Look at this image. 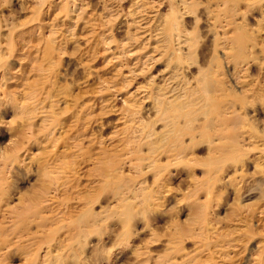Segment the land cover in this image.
Here are the masks:
<instances>
[{
	"label": "rangeland",
	"instance_id": "rangeland-1",
	"mask_svg": "<svg viewBox=\"0 0 264 264\" xmlns=\"http://www.w3.org/2000/svg\"><path fill=\"white\" fill-rule=\"evenodd\" d=\"M57 1L60 0H0V264H264V0H232L227 10L216 6L218 0H192L195 6L185 9L186 13L182 10L183 14H175L177 28L172 31L190 39L192 55L188 56L166 49L162 38L164 16L174 7L171 0H69L83 9L73 42L69 40V32L74 28L72 12L58 3L53 6ZM131 9L134 12L138 9L135 16L142 20L136 27L141 30L139 36L148 40L140 43L131 38L126 49L134 47V56H139L155 46L153 38L157 35L160 42L153 53L160 54V59L149 65L152 74L161 72L165 66L173 67L179 54L176 77L166 80L163 86H174L177 89L173 88V92L184 93L187 102L193 100L188 86H193L198 68L213 75L215 62L211 57L219 56L223 33L231 37L228 31L234 25L241 27L237 34L245 39L244 48L236 60L244 77L240 81L246 85L247 96L252 101L246 100L244 105L242 96L228 97L233 107L227 116L233 119V131L239 136L235 151L228 154L233 160L228 159L222 169L204 168L207 158L213 156L207 142L198 137L188 142L193 133L190 127L202 123L192 105L183 107L175 120L183 142L179 150L184 160L167 166L165 158H159L158 165L162 167L158 169L162 170L159 175L143 174L144 162L137 159L150 114L141 102L133 106L124 104L122 97L128 89L125 84L120 90L109 92L114 99L110 103L111 112L100 116L104 124L108 122L102 131L93 128V124H85L86 118L78 115L75 107H63L81 93L84 61L91 60L85 64L90 76L87 84L102 81L100 84L107 88L103 79L108 74L98 80L102 61L99 51L105 55L116 52L120 70L130 74L131 59L115 48L117 41L131 31ZM117 13L119 18L115 20ZM48 25L58 35L56 42L60 50L53 55L51 63L47 59L32 60L39 28L43 39H48ZM9 29L17 30L21 36L8 41ZM91 35L101 41L98 40V53L91 43L84 46L82 41ZM109 36L114 37L115 43L105 40ZM214 38L219 43L215 50ZM21 54L27 55L23 61ZM223 71L225 79L232 77L228 68ZM11 75L12 83L6 81ZM130 77L132 82L140 83V94L145 96L150 87L144 76ZM186 79L189 85L185 84ZM22 90L30 100H21ZM47 90L52 97L47 96L41 109L38 104ZM62 92L71 96L56 106ZM88 93L84 97L93 96ZM20 102L27 105L18 109ZM118 115L125 117L129 126L117 148L123 152H110L102 166L108 169V163L118 164L123 158L119 155H129L119 165L121 195L134 198L127 207L111 202L105 193L91 194L88 185L96 179L98 171L84 173L75 165L95 157L93 148L99 135L103 140L111 136L117 140L120 134L112 133V127ZM62 130L55 147L46 150L50 146V134L57 136ZM203 131L213 138V130ZM85 138H92L93 146L72 152L71 144ZM170 141L169 145L175 144ZM62 148H66L65 155L58 156ZM52 168L54 171L58 168V180L51 174ZM144 193H149L147 198ZM49 195L53 197L50 205L36 203ZM28 204L30 209L23 210ZM198 211L203 213L204 220L197 217ZM41 215L46 219H40ZM258 218L260 224L256 226ZM173 246L176 251L170 249ZM193 256L196 258L189 263Z\"/></svg>",
	"mask_w": 264,
	"mask_h": 264
},
{
	"label": "bare ground",
	"instance_id": "bare-ground-1",
	"mask_svg": "<svg viewBox=\"0 0 264 264\" xmlns=\"http://www.w3.org/2000/svg\"><path fill=\"white\" fill-rule=\"evenodd\" d=\"M171 1L174 3L173 4L174 7H172L170 9L169 15L164 16V17H166V19H164V21H165V30L163 32L164 37H162V35H160V36L166 42V49L175 50V52H176V50H178L179 52H181L184 55L187 54V56L192 55L191 50H190V45L188 43V41L190 39L189 38L187 39L186 36L180 35L179 32L173 34L172 31L177 28V21L175 19V14L176 13L183 14V12H181L182 10L184 11L188 7L195 6L196 2L192 1V0H190L191 2L190 1L187 2L185 0H171ZM229 1H232V0H218V4H216V6L222 7L224 10H227L230 7ZM57 3L62 5L66 9L68 8L70 13L72 12L71 16H73V17H71V18L73 19L72 24H73L74 28L72 29V31L69 32V40L73 42V40L77 37L75 27L77 28V24L81 19L83 9L78 8L72 1H69V0H60V1L54 2V4H53V2H51V4H53V6L56 5ZM84 4L85 3H83L82 6H84ZM145 7H147V6H143V8H145ZM137 10H136V12H134V9L130 10V16H132L131 22H132L133 26L131 27L130 32L125 33L121 39L118 38L119 39L117 41L118 45L115 48V49L119 48L123 52V55L125 54L127 56V58L131 59V61H130L131 63L129 64L130 65V72H129L130 74L125 75L126 73L124 74V73H122V70H120L119 58H118V55L116 54V52L111 51L108 55H105L104 51H99L102 61L100 60L101 63L99 66H101V67H99L100 68L99 69L100 75L98 76V80H101L99 78H101L102 75L108 74L109 77H105L107 79H105V78L103 79V82H105V84H108V85H106L107 88H103V86H102L103 84H100V82H102V81H100V82L97 81L96 83L92 82L93 84H87V81L89 80L90 76H89V73L87 72L88 70H87V66L85 64L90 62L91 60H88V62L84 61L81 65L82 66V74H83V77L81 78V81H82L81 82V85H82L81 93L75 94L74 99L72 101L69 100L68 104L65 103V106H63V107L64 108L67 106L75 107L77 112H78V115L82 116L83 118H86L87 121L85 124L88 123V125H90V126L93 124L92 125L93 128L98 127L100 129L99 131H102L104 129V126L107 125L108 122L104 124V122H102V118L100 116H104V115L108 114L109 112H111L112 106L110 105V103L113 102V99H114L111 95H109L110 94L109 92H115V91H117V88L121 89L123 84H125L126 87H128V89H126V91H124V94L122 97L124 104H128V106H133L134 104L141 102V103L145 104V106H144L145 111L150 114V115H148L149 121L145 124V127H144L145 131L143 132V135L141 138L140 147L137 150V159L140 162H144L143 169H142L143 174L155 173V174L159 175L162 172V170H158V169L162 168L161 166L158 165V161H159L158 159L159 158L164 157L166 160L167 166L170 165L169 163H180L181 164L182 160H184V157L182 156V152H180V150H179V149H181L183 142H182L181 135H180L178 129H176L177 123L175 122V120H177V118L180 116V111L183 107L185 108L186 105H192V107H194L193 108L194 112H196V114L200 116V120L202 121V123L200 124V126H197V127L191 126L190 127V130L193 133L189 136L188 142L194 141V139L196 137L201 138L205 142H207L210 150L213 152V156L212 157L209 156L207 158L206 163L203 164L204 168L215 167L217 170L222 169L224 166V163L228 159L233 160L231 158V156L230 157L228 156V154H232L235 151L234 144L237 143V138L239 136L235 131H233L234 126H235L233 119L227 116L230 113L228 110H230V108L233 107L232 101L230 99H228V97L232 94L235 96H242L241 97L242 98V104H244V105L246 103V100L252 101V99H250V97L247 96V90L248 89L245 87L246 85L243 84V81H240L244 77H242V74H240L241 68H240V66H238L239 60H236L238 57L242 56L243 48H244L245 39H242L240 37V35L237 34L238 29L241 27L239 25H234L233 28L228 31L232 34L231 35L229 33V35H231V37L226 36L227 32L223 33V35H225V37L223 38V40L220 44L221 45L220 46L221 47L220 54H219V56H212L211 57V60L213 62H215V66H214L215 70L213 71L212 76H209L207 71H204V69L201 70V68H198V70L196 71V77L193 79V82H192L193 86L189 85L190 84L189 79H186L185 84L189 85L188 86L190 89L189 93L192 94V95H190V94L189 95L191 97H193V100H188V102H187V100H185V94L184 93L181 95H177L178 93L175 94L174 93L175 91L173 92V90L175 89L174 86H170V87L163 86V84L166 80L171 81V79L173 80V77H176V76H174V73L177 72V70H178L177 65L180 66L179 54H177V56H175V58H174L176 63L173 65V67L167 68L168 66H165V68L161 72L157 71L158 73L152 74V73H150L151 70H150L149 65L157 63L160 59V56H159L160 54H154L153 53V52H155L154 51V49L156 48L155 46H157V43L160 42L158 40L159 38L157 37V35L153 38V43L155 44V46H152L150 51L142 53L139 56H134V52H132L134 47L126 49V45H127L128 41L131 40V38L134 39L136 42L139 41L140 43L144 40H146V41L148 40L147 39L148 37L145 38V36H139L140 35L139 31H141V30H138L139 27H136V25L138 26V24H139L140 20H142V18H140L139 16L138 17L135 16V14L137 13ZM141 14H143V12L140 13V15ZM149 16H151V15H149ZM118 18H119V15L117 13V16H115L114 19L116 20ZM160 18H162V17H160ZM149 21H150V19H149ZM196 21L197 20H195V22ZM162 22H163V20H162ZM145 23H147V22L145 21ZM49 25H50V23H49ZM49 25H48V27H49L48 33L50 36L48 39H45V38L43 39V35L41 34V28H39L38 35L40 34V37H37L38 44L37 45L35 44V46L33 47V52H32L33 54L31 57V58H33L32 60L42 61V60L47 59V61L50 62L53 59V55H55L56 52H58L60 50L58 48L60 46V44H57V42H56L57 41L56 37H58V35L57 36L55 35L56 32L52 31V29H50L51 27ZM149 25H151V23ZM147 27H149V26H147ZM161 27H162V25H161ZM15 29H9V33H8V39L9 40L8 41H10V42L14 38H18L21 36L20 33H16L17 30H15ZM83 29L84 28L82 27V30ZM143 29H146V28H143ZM143 29H142V31H144ZM157 32L160 33L159 31H157ZM174 35L176 38H174ZM86 36H89V35H87V33H86ZM151 36L153 37V35H151ZM0 39H1V34H0ZM98 40H99L98 37L95 38L92 35L88 39H82L84 46H87L91 43L93 46V49L96 48L94 50V51H96L95 53H98V51H97L98 50L97 48L99 46ZM105 40H108L109 43H112V42L115 43V39L113 36H109ZM41 41L43 42L42 45H40ZM146 41H144V42H146ZM162 43H164V42H162ZM148 44H146V45H148ZM218 45H219V43H217L216 39L214 38V41L212 44L213 49L215 50V48ZM73 46H74V44H73ZM128 46H129V44H128ZM175 46L177 48H175ZM27 47L28 46L26 44L24 46V48L26 49ZM138 47H139V45H138ZM164 48H165V46H164ZM181 48H183L184 49L183 51H185V52H183ZM1 49L2 48L0 46V55L2 54ZM143 49H145V48L143 47ZM228 50H230V51L235 50L236 51L235 55L230 54L228 52ZM96 55L98 56V54H96ZM21 56L23 58L20 59V61L21 60L23 61L27 57L26 54H24V55L21 54ZM91 58L93 59V57H91ZM94 59H96V57ZM169 60H170V58H169ZM221 60H222V62H220ZM194 61H195V58L192 59V63H189V66H192ZM240 62H243V61H240ZM230 66H231V68H229ZM29 67H30V65H29ZM225 68H228V70L232 76L230 79H225V77H224V71L223 70ZM133 74L136 76L137 75L138 76L139 75L144 76V79L146 80V84L149 85V87H150V88L148 87L149 91H147L145 96L143 94L142 95L140 94L141 85L140 86L138 85L140 83L132 82L133 78H131L130 76ZM33 78H35V77H33ZM3 79L4 78L2 75L1 80H3ZM13 79H14V76L11 75L10 77H8L6 79V81L12 83ZM26 82H28V81H26ZM105 84H104V86H105ZM178 85H177V87H178ZM187 85H185V86H187ZM21 88H23V87H21ZM21 88H20V90H21ZM89 89H90V92L88 91ZM45 90H46V87H45ZM145 90H146V87H145ZM152 91H156L157 94L155 93L156 95H152L154 93ZM180 91H182V90H180ZM22 92L23 93L20 96L21 100L22 101L23 100L24 101L30 100L29 95L26 92H24L23 90H22ZM87 93L89 95L92 93L93 96L88 97V95H87L88 98L84 97V95ZM49 95L51 96L50 91L49 90L45 91L43 98L39 101L38 105H40L41 109L44 108V103H45L44 101H46L47 96H49ZM59 95H61V96L58 97V95H57L58 98L55 101V105L57 103H59V104L63 103L62 101H64L66 97L71 96V95L66 94L64 92L59 93ZM55 96H56V93H55ZM104 96H107V97L104 98ZM191 97H190V99H192ZM79 98L81 99V101H79L77 103ZM97 101H98V105H97ZM26 105H27L26 103L23 104V102H20L19 105L17 106V108L22 109ZM56 106H58V104ZM49 107L51 108L50 105H49ZM46 108H47V106H46ZM43 117L44 116H42V118ZM194 120H197V118H194ZM114 121H115V123H114V126L112 127L114 129V131L112 133H117V136L120 134V136L117 137V140L112 136L108 137V138L106 137L107 139L103 140L102 135H99V138L94 143L95 147L93 148L95 157L90 159V161H87V162H83V161L80 163L77 162V163H75V165L77 167H80L84 173L89 172V171H94V172L98 171L96 179L91 181L88 185L90 187L91 191H89V192H91V194L93 193L95 196H99V195H101V193H105V196L108 197L111 202H116V203L118 202L122 205V207H127L128 205L132 204V200L134 198L132 196L126 197V196L121 195L122 194V185H121V182L119 180H121L120 174L122 172L120 171L121 168L119 165H120V162L123 160V158L129 159V155H127L126 157H124V154L119 155V157L123 156V158L119 159L118 164H117V161H114L111 163L107 162L109 165L108 169H103V166H102L104 160L107 158V154H109L110 152H111L110 154H112V153H117V151H122V150L117 149V148L119 147V144L123 139L122 134H124L125 131L129 128V126L126 124L127 120L125 119V117H121L120 115H118ZM197 129H199V130H198L197 134H195L194 132ZM204 129L213 130L214 131L213 138H209L206 135L205 131H203ZM61 133L63 134V130L59 134H57V136L53 135V133L50 134V138H48V139L51 142H50V146H47V148H45L46 150L53 149V147H55L56 143L58 142V140L60 138ZM86 137H89V136L86 135ZM71 139H72V137H71ZM83 139L80 140V143L79 142L78 143L72 142L73 143V144H71L72 145L71 147L73 148L72 152H75L76 150L83 149L87 146H93L92 138H87V139L85 138L86 140H83ZM170 140H172V142H174L175 144L169 145V142H171ZM227 144H229L230 146H228ZM65 149L62 148L59 151L58 156L65 155V152H66ZM174 149H177L176 152L173 151ZM171 151H173V153ZM72 156H73V154H72ZM115 156H117V154L114 155V157ZM107 160H110V159H107ZM87 167H89V168H87ZM57 169L58 168H56L55 171L53 168L51 169V174H53L55 176L56 180L59 179L57 175L60 174ZM226 181L230 182L228 179ZM108 193H109V195H107ZM91 194H89V195H91ZM148 194L149 193H144V195H145L144 197L147 198ZM91 196H93V195H91ZM52 198L53 197L50 196L49 198H44L41 200L37 199L36 203L44 204V206H47V205H50V203L52 202V200H53ZM30 207L31 206H29V204H28L26 207L23 208V210H26V209L29 210ZM43 208H45V207H43ZM121 215H126V214L122 213ZM196 215L199 219L202 218L201 220H204V216H203V213L201 211L196 212ZM40 219L45 220L46 217L44 215H41ZM259 219L260 218L257 219L256 226L257 225L259 226V224H260ZM10 224L12 225V220L10 221ZM175 245H176V243H175ZM174 246L170 247V249L172 251H176L174 249ZM194 254H198V253L195 252ZM54 257H56V256H54ZM194 258H196V257L193 256V259H190L189 263H192ZM249 259H250V263H254L253 259H251V258H249Z\"/></svg>",
	"mask_w": 264,
	"mask_h": 264
}]
</instances>
